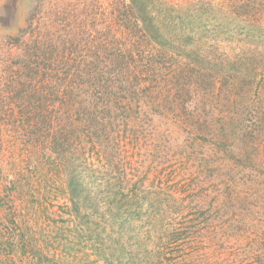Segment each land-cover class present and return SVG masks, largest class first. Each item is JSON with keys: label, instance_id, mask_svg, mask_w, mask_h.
I'll return each mask as SVG.
<instances>
[{"label": "trees", "instance_id": "obj_1", "mask_svg": "<svg viewBox=\"0 0 264 264\" xmlns=\"http://www.w3.org/2000/svg\"><path fill=\"white\" fill-rule=\"evenodd\" d=\"M85 2L83 8L76 6L75 15L70 5L67 11L58 7L43 16L36 6L27 26L8 39L15 46L14 65L20 75L13 87H20L24 96L13 105L16 114L13 109L7 112L3 98L9 81L0 70V148L4 142L12 146L8 134L19 128L17 139L30 133L37 162L30 169L35 181L28 184L8 179L3 153L0 158V264H240L238 250L229 259L216 243L239 242L243 233L255 232V211L249 204L257 207L254 202L264 201V178L258 179L264 166L256 159L261 139L253 134L252 108L253 96L264 88L263 49L254 51L253 58L223 54L217 40L209 42L201 34L210 26L214 35L220 25L218 34L227 42L235 36L242 40L241 32L264 40V21L236 17L233 7L242 8L245 0H230L232 17L224 15L215 0L165 6L159 17L146 0H128L130 9L122 10L120 20L126 33L120 34L109 20L97 19V7L80 19L88 12ZM259 7L264 8V1ZM162 55L173 62L176 58L181 66H173L170 75L155 67L145 70ZM257 69L263 76L252 88L248 74ZM138 70L146 74L142 77ZM184 125L193 127L187 130ZM170 142L182 149L172 151ZM170 152L191 159V178L223 183L218 191L224 200L218 205L222 213L206 214L205 199H194L191 194L198 187L189 183L182 186L189 194L187 203L174 190L170 196L179 204L147 214V208L160 201L146 193L165 187L149 181L148 173L165 167ZM49 180L64 185L72 222L60 233L52 226L39 236L32 223L38 221L40 208L17 204L12 195L24 185L38 190ZM115 190L120 194H113ZM116 200L130 205L115 206ZM135 213L151 223L144 233L138 231L135 251L126 259L122 247L106 246L105 240L112 238L114 218L120 217L116 233L121 237L119 225ZM246 245L238 255L264 264L256 239Z\"/></svg>", "mask_w": 264, "mask_h": 264}, {"label": "rangeland", "instance_id": "obj_2", "mask_svg": "<svg viewBox=\"0 0 264 264\" xmlns=\"http://www.w3.org/2000/svg\"><path fill=\"white\" fill-rule=\"evenodd\" d=\"M85 0H0V60H3L4 63L0 64V70L5 71V80L9 81V84H4V89L7 92L6 96L3 95V101L4 105H6L7 112L11 111L12 109L15 110V114L17 111V105L16 104L18 99L24 96V92L21 91L20 87L17 86L13 87V82L15 80H18L19 72L16 68V65L14 63L17 61L14 50V45L9 44L8 39L11 36H15L18 32V30L23 29L27 26L29 22V16L31 10L36 7L40 6V14L43 16L47 12H55L58 10V7H63L66 11L68 10L66 7L70 5L71 12H78L74 11L76 9V6L83 8L82 2L84 3ZM188 0H146V2H149V10L154 16L159 17L160 10H162L165 6H172V5H180L184 4ZM218 4L222 5V11L224 15H228V13H232L233 11L230 10V0H215ZM239 0H237L238 3ZM242 1V0H241ZM250 0H245V4L242 8L235 5L233 8L235 11L239 13L236 17L242 20L246 19H256L258 21H264V8H257L260 5V0H251L250 2H247ZM264 1V0H262ZM60 3V6H59ZM87 7H85V10L88 11L83 16H79L80 19H86V16L88 15L90 10H95L97 7V19L99 21H110L112 23V26L114 29L120 33L124 34L126 33L125 28L122 27L121 17L123 14V11L127 12L130 9V5L128 0H87ZM257 3V4H256ZM54 4H58V6L54 7ZM123 10V11H122ZM74 14V13H73ZM75 15V14H74ZM77 15V14H76ZM176 13H173V16H175ZM29 17V18H28ZM74 17V16H72ZM217 19L219 21L222 20L221 15H217ZM231 19V18H229ZM88 20V19H87ZM182 20H179L181 22ZM184 24V20L182 22ZM217 29H215V34L212 35L213 29L212 27L205 28V32L201 35L204 36L205 39L210 41H216L219 45V51L233 54V55H244V57L247 58H253L254 51L256 54H258V50L263 49L264 56V40H261L260 38H252L250 35L248 36L245 32L242 33V40L236 39V36L233 37V39H228L230 42H227L226 36L224 34L220 35L218 34V31L220 29V25ZM237 31L239 32V28L235 27ZM243 28V27H242ZM8 42V43H7ZM250 47V48H249ZM148 48V47H146ZM249 48V50H248ZM87 51H90L87 49ZM154 54V53H152ZM229 54V55H230ZM139 56V55H138ZM163 56V55H162ZM140 57V56H139ZM138 57V58H139ZM168 56L163 57H155L154 62H150L148 65L145 66V70L149 67H155L157 69H161V73L163 75H170L169 71L170 69H173V66L175 68L181 66L178 64V60L176 58L174 59V62L172 61V58H164ZM144 61V60H143ZM1 62V61H0ZM185 63V62H184ZM11 66L12 68L8 69L7 66ZM139 75L143 77V75L146 74V72H140ZM44 73V72H39ZM154 73H148L147 77L153 76ZM248 79H252V84H247L249 86H252V88L255 87L256 83L262 79L260 76H263L259 69L255 71L249 72ZM15 76V78H14ZM264 78V77H263ZM219 80V78H217ZM12 83V84H11ZM11 87L18 88L14 89L12 91ZM40 85H38V90L40 89ZM41 93H45L44 90L41 91ZM46 98H50V95L48 93H45ZM9 101V102H8ZM252 108L255 110V119L256 124L253 125V134L257 135L259 134V139L261 141L256 143L258 144V154H256V159L262 161V164L264 166V88L263 92L258 89V93L253 96V105ZM262 121V124L260 121ZM206 124L203 123V127H205ZM193 125H184V128L192 129ZM19 129V128H18ZM17 129V130H18ZM17 130L12 133L9 132L8 135H10V138H12V141H8L12 143L11 147H8L7 143L4 142V145L0 148V158L3 153V160H4V172L9 174L8 179L13 178L15 181H19L21 183H28L32 184L35 179L31 175L30 169L32 168V165L34 162H37L36 160V150H33L29 140L28 136H30V133H27L28 136L17 139ZM202 135V133H199ZM7 135V136H8ZM5 134V138L7 137ZM174 136V135H173ZM8 138V137H7ZM6 138V139H7ZM200 141V139H198ZM3 144V143H2ZM172 151H180L182 149V146H178L175 142H170ZM13 150V152H8ZM187 150V149H186ZM189 151V150H187ZM171 157L166 160L165 167L159 166V168L155 171V169H151L148 173L149 181H153L155 184L158 182H161L162 187H164L162 190H158L156 187L150 189V193H146V195H153L158 197L159 204L157 206H149L147 208V214L152 213L151 210H153L156 207H162L170 209L173 207L174 204H179L180 202L176 199L171 198V192L175 190L176 197L181 196L184 197L187 203V199H189V194L183 190V187H188V184L190 185H196L198 188L191 194V196L196 199L204 198L205 203L204 210L206 214L212 215V211L215 210L219 213H222L223 209L219 208V203L221 201H224L221 196H219L218 191L219 188L222 186L223 183H219L212 180V179H206L202 180H195V178H191L192 175L190 174V171L193 169V163L191 162V159L185 155L179 156L178 158L173 155L170 152ZM189 158V159H188ZM7 162V163H6ZM164 163V162H163ZM171 163L172 166H168ZM161 165V164H158ZM152 166V164H151ZM186 167V168H185ZM254 168L258 170V167L254 165ZM140 170L143 172L145 169L140 168ZM264 178V170L263 175L258 179ZM36 184V183H35ZM187 184V185H186ZM10 184L5 185L8 187ZM21 187V185H19ZM21 187L19 190V193L14 196L12 195V199H16L15 203H23L24 205H33L34 208L39 209L40 216L38 218V221H36L34 224L32 223V228L34 230H37V235L45 236V234L50 231V227L56 226L58 228L57 233H60L63 229H67L68 226L71 225L72 219L69 218V212H70V204L66 202V192L65 187L63 184H60L55 186L53 184V180H49L46 184H42L38 190H33L31 185H29L27 188ZM37 186V185H34ZM58 187V188H56ZM62 189V190H61ZM5 192H9L8 189H4ZM180 195H178V192ZM113 194L116 193L115 191H112ZM120 194V193H116ZM31 195V197H30ZM216 197V198H215ZM221 197V198H220ZM214 198V199H213ZM253 199V198H252ZM251 199V202H252ZM145 201H148L147 199ZM245 201L248 200H242L240 202L245 203ZM135 201L132 202L134 204ZM26 203V204H25ZM184 203V204H185ZM257 204V207H254L251 203L249 206L252 207V211L254 212V220L257 223L254 227L255 232H245L242 234L241 240L239 242L235 241L234 239H225V245L220 246V243H216V248L222 249L226 256L229 257V259L233 258V253L236 252V260H240V264L250 262L251 264H255V261L251 258L245 257V254L238 255L239 252H241L240 248L242 246H247L246 242L249 240L255 241L258 244H260V249L262 251V255L264 256V227H261L259 224H262L264 222V201H256L254 202ZM115 206H120L123 208H126V206H129L130 203L123 202L120 203L119 200H116ZM138 206V205H137ZM239 206V204L237 205ZM211 208V212H207V209ZM203 210V211H204ZM135 211H138V208H136ZM3 213V210H0V214ZM109 219V218H108ZM117 224H113V228L109 230L111 235V240H105V245L112 248L119 247L123 248V253L126 256V259L132 251H135L136 242L138 241V231L139 233H144L146 229H149L150 227V221L146 220V216H143L142 218L138 219V213L133 214V217L127 220L124 224L119 225L120 226V233L121 237L116 233L117 225L120 224L119 220L120 217L114 218ZM117 219V220H116ZM121 221V220H120ZM247 231H252L251 227ZM53 233L56 234V231H53ZM106 233V232H104ZM48 242L53 243L56 240L53 239H47ZM89 257L92 258L93 255H90V252H88ZM254 261V262H251Z\"/></svg>", "mask_w": 264, "mask_h": 264}]
</instances>
